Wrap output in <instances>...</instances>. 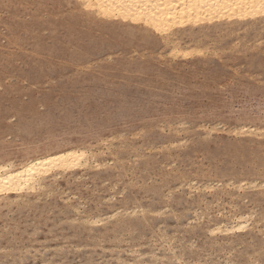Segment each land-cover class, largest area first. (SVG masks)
I'll use <instances>...</instances> for the list:
<instances>
[{
	"label": "rangeland",
	"instance_id": "374dc122",
	"mask_svg": "<svg viewBox=\"0 0 264 264\" xmlns=\"http://www.w3.org/2000/svg\"><path fill=\"white\" fill-rule=\"evenodd\" d=\"M12 1L0 3V161L22 147H92L104 148L106 166L1 202L0 264H103L118 250L122 259L130 248L147 252L164 234L162 252L174 248L188 264L190 253L195 264H264V36L246 37L239 51L233 35L209 45L216 54L173 57L134 34L100 31L104 23L72 21L56 0ZM78 41L93 49L74 63ZM211 181L197 201L194 187ZM219 210L252 213L249 234L212 239L206 225ZM115 211L104 225L112 229L83 221Z\"/></svg>",
	"mask_w": 264,
	"mask_h": 264
},
{
	"label": "bare ground",
	"instance_id": "6f19581e",
	"mask_svg": "<svg viewBox=\"0 0 264 264\" xmlns=\"http://www.w3.org/2000/svg\"><path fill=\"white\" fill-rule=\"evenodd\" d=\"M42 1H47V0H37V2L39 4H40V2L42 3ZM56 1L61 4L60 5V12H61V10L68 12L72 21L75 20L76 22H78L80 24L86 23L85 25L88 24V25L93 26V27L98 26L97 25L98 23L99 24L104 23L106 25H100V28H99L100 31L103 30L104 32H108L111 34L112 33H120V34H126V35L127 34H134L138 38L142 39L141 43L143 44L142 46L144 48L152 47L151 45H153V44H158V45H161L164 48V50H165V48H169V53L173 48H176V49H179L182 51H189V50L203 51V50H207V52L211 51V52H209L211 54L212 53L216 54V48L214 47L215 45L213 46V48H211L210 47L211 43L219 42L222 39H224L225 37H228V36L231 37L233 35H240L241 40L240 41L238 40L241 43L240 48L237 49L238 48L237 45L239 42L236 43V41H235V43H232V45H231V47L233 49H235L236 51H239L242 48L246 37H249L252 35L259 36L260 34H262L264 36V17L256 16L255 18L249 17L247 19L240 20L239 18L232 17L230 14H225L224 18H220V19L209 18L207 20L201 19L199 22H197L196 20H192V22L184 23L182 26L173 27L169 30V33H168V35L170 36V39L165 40L163 36L158 37V34L154 33V31L152 29L146 27L143 23L138 22V21L133 22L131 19H129V20L105 19L103 17H94V16H90V15H85L82 12L77 10L76 6L79 4L80 0H56ZM56 1H54V2H56ZM1 2H2V0H0V3ZM173 2H176V0H173ZM16 3L17 2H15V0L12 1V5L15 7L18 6L17 5L18 3L17 4ZM53 5L55 6V4H53ZM58 5H57V7H58ZM52 7H50V9H51L50 11L53 10ZM45 8L46 7H44L43 9H45ZM96 22H98V23H96ZM65 26H66V24H65ZM53 27H55V26H53ZM11 31H14V30H12V28H11ZM85 34H86V32H85ZM101 35H102V33H101ZM72 36H74V35H72ZM75 36H76V32H75ZM120 36L122 37V35H120ZM73 41H74V39H73ZM44 42L45 41H43V43ZM21 43H22V41H21ZM39 43H40V41H39ZM65 44H66V42H65ZM82 45H83V42L78 41L76 44L77 49H75V51L78 52V54L72 53L70 55V58L74 63H78L81 60V58L83 59L82 54H89L90 51L93 49L92 44L88 46V49L90 51L81 49L80 47H82ZM20 46L21 45H17V48H19L21 50L23 46H21V47ZM72 46H74V45L72 44ZM184 46H186L188 48H184ZM32 48H33V46H32ZM78 48H80V49H78ZM70 50H72V49H70ZM217 50H219V48ZM159 52H161V51H159ZM34 53L35 52H32V51H30L29 54H25L23 52V57L28 61L27 63H29L30 60L31 61L33 60ZM67 54H68V52H67ZM70 64H71V61L69 59V60H66V62L64 64L58 63V66L61 69H65L68 66H70ZM3 110H4V108L1 107L0 112H3ZM240 130H242V131L240 132L238 130V132L242 133V134L245 132H248L249 134H254V132H255V130L251 131L249 129H247V130L246 129L245 130L240 129ZM103 150H104V148H102V151H97L96 149H93L92 147H84V148H81V147H62V148H45V149L34 148V147H22L20 149V151H18L16 156H13L9 160L3 161V162L0 161V168L5 169V172L0 173V176H7V175L14 176V179L12 181H10L9 183L23 187L24 190L21 192L5 191L3 194H0V203L1 202H8L9 204H14V203H19V201L21 199L26 198V197H36L41 192L49 190V189L55 187L56 185L60 184L62 179L65 177H68V176H76V181H78V179H80L79 176H81V179L83 176H88L91 174H93V176H95L94 173H96V171H98L97 168L101 170V168L106 166L105 164L99 163L100 155L103 153ZM69 152L86 153L85 160L81 161V164H86V166L71 168V169H67V170L60 168V167H57V168H55L54 171L50 172L48 175H37L36 179L41 182L40 187L42 190H39L36 192L28 191V187H31V184H29L28 179H27V172H26L27 169L33 168V166H35L34 172H39L48 166L45 163L46 161H50L53 165H55V164H57V158L58 157H66ZM93 169H95L96 171H94V173H91L93 171ZM17 172H19L23 175L22 176H15V174ZM55 176H59V178L53 179V177H55ZM77 177H79V178H77ZM212 182L213 181H211L208 184H205L204 187L203 186L202 187H199V186L194 187L199 192L198 197H197V201H199V202L203 201L202 195L200 193L204 192V189H207L209 192H211L215 188ZM251 183H253V182H251ZM247 185L248 184L241 181L235 187L237 190L236 192H240V191L242 192V190L246 189ZM253 185H251V186H253ZM135 210L133 212H137ZM118 211H120V210L118 209ZM127 212L128 211H126V213ZM115 213H116V211L114 213L113 212L109 213L108 215H106V217L100 216L101 218L96 217V216L94 218H89V217L84 216L83 221L86 224V226H88V227H100V226H102V228H104L105 230L108 228L112 229V227H104V225L106 224L107 221L114 220L115 216L118 215ZM117 213H120V212H117ZM194 214H195V211H194ZM253 216L254 215H252V213L247 214V215L233 214L232 216H227L223 210H219V212L217 211L216 213H214V216L211 219H209V222L214 221V224L212 226L206 225V228L208 229V233L212 237V239H216L218 235H221L224 239L232 240L234 238H238L241 236H245L246 234H249V232H250L249 230H250L251 226L254 225ZM96 220H99L100 222L99 223H93V221H96ZM110 226H112V224H110ZM236 229H240V230H236ZM256 230H257V233H261V235H263L260 228H257ZM162 234H164V233H162ZM164 237H165V240L163 241V243H161L160 245L152 243V245L150 246V248L148 249L147 252H140L138 250H134V248H130L127 250V253H124L130 257L127 259H122L121 258V256H122L121 251L118 250L117 253H114V255H111L110 260L103 261V264H112L113 257L116 261L115 264H153V263L160 264V263H166L168 260H171V262H173L174 257L176 260L180 261V264H188V260H186V259L183 260V258L178 256L177 253L173 252L174 248H172V250L169 249V251H171L172 253L162 252L165 245L168 244V238L166 237L165 234H164ZM132 253H135V254L133 255ZM242 253H244V252H242ZM190 255L194 259L190 260L189 262L191 264H195V262H196L195 253H190ZM244 255H246V254H244ZM87 259L88 258H86V260ZM46 263H48V262L45 260L43 263H40V264H46ZM257 263H258L257 259L253 260V258H248L247 256H244L243 258L241 256L240 261H239V264H257ZM19 264H26V262H22Z\"/></svg>",
	"mask_w": 264,
	"mask_h": 264
},
{
	"label": "snow or ice",
	"instance_id": "6c2138e0",
	"mask_svg": "<svg viewBox=\"0 0 264 264\" xmlns=\"http://www.w3.org/2000/svg\"><path fill=\"white\" fill-rule=\"evenodd\" d=\"M76 7L85 15L105 19H131L133 22H141L158 34V37L163 36L165 40L170 39L168 33L171 28L190 23L192 20L199 22L201 19H220L224 18L225 14H230L240 20L249 17L255 18L256 16L264 17V0H176V2L173 0H80ZM208 54L210 53L207 50L182 51L173 48L170 51V55L184 58L191 55L205 56ZM85 156L86 153L83 152H69L66 157H58L55 165L46 161L48 166L39 172H34L35 166L27 169V179L31 184L28 191L42 190L41 182L36 179L37 175H48L57 167L67 170L86 166V164H81V161L85 160ZM4 172L5 169L0 168V173ZM22 175L19 172L15 174V176ZM58 178L59 176L53 177V179ZM13 179L14 176L12 175L0 176V194L5 191L21 192L24 190L23 187L9 183ZM99 222V220L93 221V223ZM173 259L174 264H180V261L176 260L175 257Z\"/></svg>",
	"mask_w": 264,
	"mask_h": 264
}]
</instances>
